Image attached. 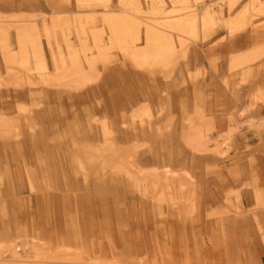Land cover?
I'll return each instance as SVG.
<instances>
[{
  "label": "rangeland",
  "instance_id": "rangeland-1",
  "mask_svg": "<svg viewBox=\"0 0 264 264\" xmlns=\"http://www.w3.org/2000/svg\"><path fill=\"white\" fill-rule=\"evenodd\" d=\"M235 1L0 0V264H264V0ZM128 4L137 46L220 14L150 71L103 21ZM92 145L121 164L84 175Z\"/></svg>",
  "mask_w": 264,
  "mask_h": 264
},
{
  "label": "bare ground",
  "instance_id": "bare-ground-1",
  "mask_svg": "<svg viewBox=\"0 0 264 264\" xmlns=\"http://www.w3.org/2000/svg\"><path fill=\"white\" fill-rule=\"evenodd\" d=\"M121 1H123L124 3V0ZM151 1L153 2V4H155V6L153 5L150 15L155 16L158 12L156 4L160 3L161 0ZM227 1L230 7H232L236 2L235 0ZM181 2L186 3V0H181ZM196 3H205V0H196ZM209 5H204L203 8L198 11L191 10L190 12L188 11V14L177 15L176 17L174 16L175 19L173 20L165 19L167 21H164L163 23L161 21L162 24L159 25H153V19L152 17H149L148 20L144 22L145 29L142 31V35L144 37V45L142 46H137L140 41V26L142 21L140 20V18H138V16H136L137 13H133L135 11L132 10L134 6L128 4V6H130L131 8H125L123 12L120 13V15H112L108 12L103 13V21H105L109 27L112 46L116 50L126 49L127 53L133 59H143V67L147 68L150 71L153 69H168L170 64L172 63L171 59H173L176 54H178L186 47L185 42H187V39L189 37L195 38L196 31L198 28H200L201 31L206 29L207 26L212 25L214 20V14H220V11L211 12V6ZM169 11L166 12L167 15L173 13V11ZM141 14L143 15L142 12ZM79 25L81 24L79 23ZM242 25L243 16L230 22L231 29L242 27ZM262 122L261 124L263 126L264 124ZM85 150L86 153L89 155L88 161L86 162L85 159L80 158V160L78 159L77 161V165L80 167V171L84 175L89 174L88 166L91 162L94 161L100 160L99 162H102L103 166L107 165L110 167L115 165L116 163H118V165L121 164V162H119L121 156H117L116 159H111L108 163L105 162V160L100 156L96 158L94 155L98 152H101V150L97 146L92 145L90 147H86ZM217 154L222 155V152L218 151ZM98 170L101 171V168H99ZM174 174L175 172H170L167 169H164L162 173H155L148 184V189L154 195L157 194L160 188L171 191L172 187L177 186L179 182L178 180L176 181L174 179ZM144 190L147 191V189ZM34 241L35 238H30V241H28L24 246H26L27 244H32Z\"/></svg>",
  "mask_w": 264,
  "mask_h": 264
},
{
  "label": "crops",
  "instance_id": "crops-1",
  "mask_svg": "<svg viewBox=\"0 0 264 264\" xmlns=\"http://www.w3.org/2000/svg\"><path fill=\"white\" fill-rule=\"evenodd\" d=\"M263 119H264V118H263ZM261 120H262V119H261ZM257 122H259V124L262 126V124H261L262 121L259 120V121H257ZM220 145H223V144H218V146H220ZM221 147L223 148V146H221ZM214 149H215V148H214ZM171 170H172V169H171ZM172 171H173V170H172ZM174 172H175V171H174Z\"/></svg>",
  "mask_w": 264,
  "mask_h": 264
}]
</instances>
